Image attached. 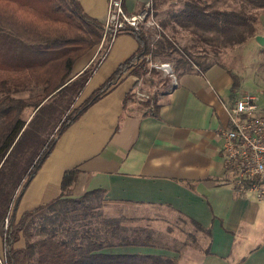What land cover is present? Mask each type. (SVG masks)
I'll use <instances>...</instances> for the list:
<instances>
[{"label":"trees","instance_id":"trees-1","mask_svg":"<svg viewBox=\"0 0 264 264\" xmlns=\"http://www.w3.org/2000/svg\"><path fill=\"white\" fill-rule=\"evenodd\" d=\"M236 1L239 5L218 7L207 0H185L181 8L170 10L168 17L161 20L163 29L157 36L144 29L122 32L137 40V50L72 114L60 121L56 132L35 155L30 147L34 142L29 140L28 133L36 115L51 98L65 96L68 99L84 91L107 53L109 46L101 56L111 36L105 38L94 60L74 77L76 60L103 41L105 22L89 16L80 0H0V233L4 244V259L0 258V264H178V260L169 255L104 251L120 246L154 247L182 255L189 246L196 245L198 251L211 253L210 241L207 248H202L197 234L203 230L210 239L211 228H204L189 217L127 218L117 206L109 212L103 189L73 197L71 187L76 181L77 169L65 173L62 192L57 198L21 215H18V207L58 138L73 122L126 75L141 78L148 73L156 74L150 67L149 56L173 60L177 76L202 73L207 69L209 65L202 58L192 56L164 31L168 23L190 29L200 38L208 34L225 45L240 44L256 36L259 17L264 13V0ZM150 2L155 11L163 4V0ZM233 77L232 89L238 90L240 84ZM145 80L153 85L162 81L167 88L170 85L153 76ZM137 84L138 80L126 94L124 108L128 103L139 101L134 92ZM32 85L42 86L34 102L13 95ZM160 95L161 91L155 90L147 100L138 102L141 116H159ZM29 106L40 108L26 125L21 112ZM215 180L219 185H232L237 197L247 196L229 172ZM183 184L194 188L191 182L183 181ZM155 222L159 224L156 226ZM162 223L167 226L164 231L158 229ZM176 228L183 233L173 234ZM21 239L24 245L17 246Z\"/></svg>","mask_w":264,"mask_h":264},{"label":"crops","instance_id":"crops-1","mask_svg":"<svg viewBox=\"0 0 264 264\" xmlns=\"http://www.w3.org/2000/svg\"><path fill=\"white\" fill-rule=\"evenodd\" d=\"M149 1L124 0V6L128 12H138ZM80 3L89 16L105 22L109 0ZM259 18L256 36L264 37V13ZM256 36L251 41L257 42ZM137 48L132 35L119 34L81 98L89 95V86L93 84L95 89L102 84ZM100 49L99 44L76 60L74 77ZM231 71L214 63L202 73L177 76V84L169 85L159 96L158 117L141 116L138 102L123 107L126 94L137 81L136 76L126 75L61 134L22 195L18 215L60 196L65 173L77 169L73 197L103 189L109 212L117 206L127 218L189 217L212 230L210 239L203 230L197 232L202 248L210 241L209 254L198 251L196 245L182 255L143 246L104 251L169 255L178 264H264V199L251 193L237 197L232 185H219L215 180L227 174L222 132L229 126L237 92L232 89ZM183 181L191 182L194 188ZM158 229L164 231L167 226ZM178 231L176 228L173 234L183 233Z\"/></svg>","mask_w":264,"mask_h":264},{"label":"rangeland","instance_id":"rangeland-1","mask_svg":"<svg viewBox=\"0 0 264 264\" xmlns=\"http://www.w3.org/2000/svg\"><path fill=\"white\" fill-rule=\"evenodd\" d=\"M184 1L185 0H163L162 6L156 11L154 9L159 27L152 26L144 27L143 29L145 31L151 30L152 33L157 36L159 34V30L163 29V26L160 24L161 20L168 17L170 10L174 8H181V5ZM207 1L218 7L239 5L236 0ZM145 4L139 11L145 9ZM164 31L172 36V38L179 46L185 47L187 51L192 54V56L202 58L206 65L218 63L230 68L231 70H233L231 71L232 75L235 76L237 83L240 84V87H244V89L251 92L261 93L264 97V44H260V42L257 41L259 43L258 44L255 40L251 41V37L240 44L225 45L223 42L213 39L208 34H206L205 37L200 38L193 32H191L190 29H185L183 27H180L179 25L175 26L172 22L168 23ZM108 44L105 47L103 46L101 56H103V54L105 53ZM148 59L150 60V67L155 69L156 74L151 75L150 73H148V75L146 76L137 78V86L140 85L142 89L145 90V92L149 93V95L151 96L155 90H159L162 92L167 87L163 85L162 81L161 83H158L156 81L157 85H153L145 80L146 77L148 78L149 76H153L155 80H165L167 85L173 84V79L170 76L166 75L162 70L153 67L152 64L166 61L174 64V61L163 56H156L155 58L149 56ZM92 89H94L93 84L89 86L88 94L91 93L89 91H91ZM41 92L42 86L32 85L28 89L21 90L13 95L15 97L23 98L26 100L28 99L31 102H34L36 96ZM84 99L81 98V95H71L68 99L64 96L61 98H51L47 102L45 101L46 103L44 107L36 115L28 133L29 140L31 142H34L30 147H33V149L35 150V155L40 152L43 144L51 137L52 134L56 132L57 126L60 124V121L67 114H72L74 109L78 105H80ZM39 108L29 106L21 112L22 118L26 119L27 121L26 125L32 119ZM171 218L172 217H170V219ZM154 224L157 226L159 223L155 222ZM162 226H165V223H162ZM24 243V239H21L17 246H23ZM0 258L2 260L4 259V244L1 233Z\"/></svg>","mask_w":264,"mask_h":264},{"label":"built area","instance_id":"built-area-1","mask_svg":"<svg viewBox=\"0 0 264 264\" xmlns=\"http://www.w3.org/2000/svg\"><path fill=\"white\" fill-rule=\"evenodd\" d=\"M144 10L128 12L124 0H109L105 19V33L100 46L107 36H111L109 47L114 39L129 29L141 30L144 27H159L151 2ZM108 47V49H109ZM170 76L177 84L174 64L166 61L152 64ZM139 101L147 100L150 95L140 85L134 89ZM224 143L222 155L227 172L234 183L258 199H264V97L261 93L239 89L234 106L229 112V126L223 130Z\"/></svg>","mask_w":264,"mask_h":264},{"label":"water","instance_id":"water-1","mask_svg":"<svg viewBox=\"0 0 264 264\" xmlns=\"http://www.w3.org/2000/svg\"><path fill=\"white\" fill-rule=\"evenodd\" d=\"M256 40L258 41V42H260V44H264V37L263 36H261V35H258V36H256ZM41 106V105H40ZM39 106V107H40ZM38 107V108H39Z\"/></svg>","mask_w":264,"mask_h":264}]
</instances>
